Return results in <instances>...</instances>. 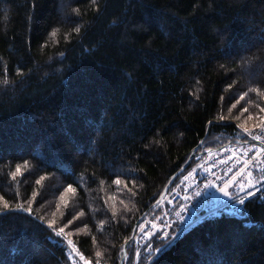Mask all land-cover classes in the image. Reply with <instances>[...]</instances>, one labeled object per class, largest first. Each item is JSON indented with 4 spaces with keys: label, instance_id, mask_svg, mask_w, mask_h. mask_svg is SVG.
<instances>
[{
    "label": "trees",
    "instance_id": "1",
    "mask_svg": "<svg viewBox=\"0 0 264 264\" xmlns=\"http://www.w3.org/2000/svg\"><path fill=\"white\" fill-rule=\"evenodd\" d=\"M262 118L264 0H0V196L32 209L0 200V264H118L146 218L123 264H264V199L166 238L158 218L199 159L260 149ZM78 212L65 236L39 219Z\"/></svg>",
    "mask_w": 264,
    "mask_h": 264
},
{
    "label": "rangeland",
    "instance_id": "2",
    "mask_svg": "<svg viewBox=\"0 0 264 264\" xmlns=\"http://www.w3.org/2000/svg\"><path fill=\"white\" fill-rule=\"evenodd\" d=\"M245 128H248L249 130L254 129L256 131H259V133H261V131L263 130L261 129V125L260 127L251 125ZM254 140L260 142V146L262 147V149H264V143L261 141V139ZM257 146H248L247 148H242L236 147L234 146V144H228L226 148L224 147L223 151L220 150L219 152H213L209 155L208 159L204 162L206 167L201 168L200 170L199 159V161L194 164L189 171H186L184 174H182L180 180L174 185L175 187L177 186L178 189L181 188L182 191L185 192L184 194L189 201H186V208L185 205L184 207H181V205L183 204L180 202L177 203V200H174L175 198L180 197L177 195L176 192L175 195H173L174 191L171 190L172 192L170 191L171 193H168L169 195H171V198L166 199L164 205H160V207L163 208L164 206H166L167 202H169L170 210L167 212V214H164L163 211V214H160L159 216L158 214H155V217L158 216V218H160L159 220L162 221V226L164 227L165 233H167L168 235L170 234V231L172 232L178 230V225L180 224V222H184V225L186 224L187 227H190V225L194 224L199 219L205 218L209 214H215L217 213V211L223 208H225V210L230 213L235 212L238 214L236 210L243 209L244 204L247 200L254 197L264 199V181L260 180V176L264 173V171L261 170L262 168H264V160L263 158H256L259 152H256L255 155H253L255 149L258 148ZM194 151L195 149L192 151L191 154H193ZM246 160L248 161L247 165L244 163V161ZM256 165H259V167H257ZM208 168L210 169L208 170ZM244 169H248V171H245ZM237 172H240L241 175L236 176V179L233 181L235 185L238 186L241 182L248 183V181L251 180L253 182L252 187L256 189V191L253 192L252 196H248L245 198V201L242 205L236 204L234 200H230L229 197H225L218 190L219 185H221L225 179H232V177ZM249 172L251 173L250 175ZM189 173H191V175H189ZM200 175L205 181L216 180V185L205 186L204 182L202 185L203 187L200 188ZM217 178L219 179L217 180ZM230 190L236 191V188L233 187ZM250 190L251 188L245 189V192ZM196 191L199 192L200 202H195L191 200L187 194ZM240 195H243V193H240ZM169 200H172V202H170ZM187 217L191 219L190 222H188ZM147 219L148 218L143 219L141 221L142 224L140 223L139 225L140 232L144 231L146 234L144 235V233H136L137 237L135 236L134 243L138 246L142 245L143 242L146 240V235H149V233L151 232H156L153 229V226L147 223L149 222ZM152 222L154 224L156 221ZM180 227L183 228L182 225H180ZM182 230L183 229L179 230V233ZM126 259L127 253L125 260Z\"/></svg>",
    "mask_w": 264,
    "mask_h": 264
},
{
    "label": "snow or ice",
    "instance_id": "3",
    "mask_svg": "<svg viewBox=\"0 0 264 264\" xmlns=\"http://www.w3.org/2000/svg\"><path fill=\"white\" fill-rule=\"evenodd\" d=\"M95 7L99 8V5H95ZM73 12H78L79 9L78 7L77 8H73L72 9ZM75 31L76 32H79L80 29H79V26H77L75 28ZM53 34H55V30H53ZM17 72L20 71V69H17L16 70ZM264 119V118H262ZM257 127H260V125H258ZM243 131L245 133H249V129L248 128H244ZM255 139L259 140L261 139L260 136H256ZM223 151V149H222ZM256 152H259L261 153V155H264V149H255V151L253 152V155H255ZM25 164H27L28 162L27 161H24ZM244 163L247 165L248 164V161H244ZM257 167H259V165H256ZM245 171H248V169H244ZM262 171H264V168L261 169ZM231 171V170H229ZM21 173V167H20V164H17L15 166V170L13 171H10L9 172V177L10 178H16L17 177V174ZM251 173L249 172V175ZM189 175H191V173H189ZM214 175V173H213ZM241 175L240 172H237L233 177L232 179H225L224 182L219 185V188L218 190L225 196V197H229L230 200H234L236 204L238 205H242L245 201V198L248 197V196H252L253 195V192L256 191V189L254 187H252V181L249 180L248 183H244V182H241L238 186L235 185L233 183V181L236 179V176H239ZM44 179L43 176H41L39 179L36 180V183L37 184H40V182ZM219 178H217L218 180ZM260 180L261 181H264V175H261L260 176ZM209 185H212V186H215L216 185V180H206L205 181V186H209ZM236 188V191H231L230 189L231 188ZM248 188H251L250 191H247L245 192V189H248ZM67 191H75V189L73 188V185L72 184H68L67 187L65 188V192ZM240 193H243V195H240ZM197 195H199V193L197 192L196 193ZM36 193H33V196H35ZM63 196V194H62ZM187 198V197H186ZM0 200H3V209L2 211L4 212H8V211H12V210H19V211H24V212H27L29 214H31V207H28V208H24L22 205H17L15 206V209H13V207H11L9 205V202L4 199L3 196H0ZM65 204H67V201H64ZM181 207H183V205H181ZM240 215H245V213L243 212L242 209H237L236 210ZM81 213H76L75 216L72 217V219H69L67 220V224H64L63 222H61V226L60 227H53L54 224H56V221L54 219H49V220H44L43 217H40L39 219H41L47 226L48 228L51 230V232L57 234L58 236H65L66 233H65V227H67L68 225H72L73 224V221H75L77 219L78 216H80ZM172 235H175L174 233ZM68 244H72V241L71 240H68ZM73 251H75V246L73 245V248H72ZM162 250V249H161ZM97 256L100 255L99 252L96 253Z\"/></svg>",
    "mask_w": 264,
    "mask_h": 264
},
{
    "label": "bare ground",
    "instance_id": "4",
    "mask_svg": "<svg viewBox=\"0 0 264 264\" xmlns=\"http://www.w3.org/2000/svg\"><path fill=\"white\" fill-rule=\"evenodd\" d=\"M263 122H264V120H263ZM262 122V123H263ZM262 123H261V125H262ZM256 132H258V131H256V130H254V129H251V130H249V133H248V136H249V138H251V139H255L254 138V136L256 137V135H255V133ZM260 149H262V147L260 148ZM252 151V150H251ZM216 152H219V151H216ZM215 152V153H216ZM213 153V152H212ZM211 154V153H210ZM210 154H208L207 155V157H206V159L203 161V163H202V165H203V167H206L205 166V164H204V162L208 159V157H209V155ZM193 156H194V153L188 158V160L192 157L193 158ZM263 158V160H264V156L262 157ZM187 160V161H188ZM192 160V159H191ZM191 162V161H190ZM190 164V163H189ZM188 164V165H189ZM188 167V166H187ZM187 167L184 169V170H186L187 169ZM210 168H208V170H209ZM184 170L182 171V172H184ZM181 172V173H182ZM181 173H179V174H181ZM178 174V171L171 177V178H173L174 177V179L172 180V182L170 183V185H169V187H168V189H167V191L165 192V188H164V190H163V192H162V194H161V196L159 197V199L151 206V208H153V207H156L157 205H159L162 201H163V199L165 198V196H166V194H167V192H168V190H169V188H170V186L172 185V183H173V181L175 180V178L179 175ZM171 178H170V180H171ZM170 180H169V182H170ZM168 182V183H169ZM205 181H202V182H200V184H202V183H204ZM167 183V184H168ZM167 186V185H166ZM197 193V191L196 192H190V193H187L188 194V196H189V198L191 199V200H193V201H195V202H200V195H197L196 194ZM199 193V192H198ZM186 197V196H185ZM187 201H188V199H187ZM189 202V201H188ZM186 208V207H185ZM188 208V207H187ZM188 218V222H190L191 221V219L189 218V217H187ZM148 221H149V219H147ZM200 220V219H199ZM198 220V221H199ZM154 221H156L157 222V220H154ZM198 221H196V222H198ZM155 222V223H156ZM147 223H150V225H152L153 227H154V225H155V223L153 224V222H147ZM139 223L138 222H136L135 223V225H134V227H133V231H132V235H131V237L129 238V240L127 241V242H125L124 244H123V246H122V250L124 249V245L125 244H127L126 245V248H125V256H124V259H123V261H122V263L121 264H123V262H124V260H125V258H126V251H127V248H128V246H129V244H130V242H132V240H133V238H134V236H135V233H136V230H137V227L140 225H138ZM142 224V223H141ZM187 226H185V228H186ZM150 228H151V226H150ZM185 228H183V229H185ZM144 232V231H143ZM138 233H140V230H139V227H138ZM146 233L144 232V235H145ZM149 235H150V233H149ZM148 235H146V237H147ZM166 237H168V235H167V233H165L164 232V235H160L159 236V238H166ZM174 238V237H173ZM172 238V239H173ZM172 239H171V241H172ZM170 241V242H171ZM169 242V243H170ZM168 243V244H169ZM122 250H121V256H120V260H119V263L118 264H120V262H121V258H122Z\"/></svg>",
    "mask_w": 264,
    "mask_h": 264
},
{
    "label": "water",
    "instance_id": "5",
    "mask_svg": "<svg viewBox=\"0 0 264 264\" xmlns=\"http://www.w3.org/2000/svg\"><path fill=\"white\" fill-rule=\"evenodd\" d=\"M191 159H192V157L188 161H186V163L178 170V174L181 173L188 166V164L190 163ZM173 179H174V177L171 178L170 182L167 184V186L165 188V192L167 191V189H168V187H169V185H170V183L172 182ZM126 245L127 244L124 245V249L122 250V258H121L120 264L122 263V261L124 259V256H125V248H126Z\"/></svg>",
    "mask_w": 264,
    "mask_h": 264
},
{
    "label": "built area",
    "instance_id": "6",
    "mask_svg": "<svg viewBox=\"0 0 264 264\" xmlns=\"http://www.w3.org/2000/svg\"><path fill=\"white\" fill-rule=\"evenodd\" d=\"M261 129H263V130L261 131V133H259V131H258L257 133H255V135H256V136H260V137H261V141L264 143V122H263L262 125H261ZM263 156H264V155H261V153H258L257 156H256V158H262ZM200 185H201L200 188L203 187V186H202L203 183L200 184Z\"/></svg>",
    "mask_w": 264,
    "mask_h": 264
}]
</instances>
